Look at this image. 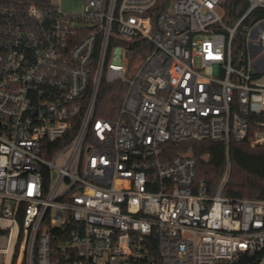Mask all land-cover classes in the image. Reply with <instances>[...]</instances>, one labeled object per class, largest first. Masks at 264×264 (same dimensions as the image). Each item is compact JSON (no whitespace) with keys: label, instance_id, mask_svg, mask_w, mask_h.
I'll list each match as a JSON object with an SVG mask.
<instances>
[{"label":"built area","instance_id":"2783aa9c","mask_svg":"<svg viewBox=\"0 0 264 264\" xmlns=\"http://www.w3.org/2000/svg\"><path fill=\"white\" fill-rule=\"evenodd\" d=\"M157 1L0 8L10 264H264V200L221 194L231 143L264 147V0H244L232 25L224 0H170L160 13ZM115 83L104 113L101 90ZM185 141L224 145L213 196L192 157L162 155Z\"/></svg>","mask_w":264,"mask_h":264},{"label":"trees","instance_id":"16d2710c","mask_svg":"<svg viewBox=\"0 0 264 264\" xmlns=\"http://www.w3.org/2000/svg\"><path fill=\"white\" fill-rule=\"evenodd\" d=\"M170 0H158L154 11H164ZM30 5L50 8V0H0V8L14 7L26 10ZM247 8L244 0H224L221 5L223 21L232 25ZM241 36L238 32L233 39L232 50L240 49ZM140 40L134 41V49ZM122 88L118 84L103 86L101 90L100 108L106 113L110 103L119 100ZM111 109V107H110ZM162 155L169 160L182 155H188L195 160L196 182L202 181L207 196H213L221 181L224 167V145L211 141H185L180 143H164L161 146ZM230 171L221 194L230 199L264 200V147L252 146L249 139L231 143L229 152ZM11 264H15L12 260Z\"/></svg>","mask_w":264,"mask_h":264},{"label":"rangeland","instance_id":"374dc122","mask_svg":"<svg viewBox=\"0 0 264 264\" xmlns=\"http://www.w3.org/2000/svg\"><path fill=\"white\" fill-rule=\"evenodd\" d=\"M54 5H58L60 10L66 14H80L82 12V1L83 0H51ZM15 233L10 239V244L7 245V237L6 235L0 236V250L8 247L7 254L0 253V264H10L13 254V244L15 240Z\"/></svg>","mask_w":264,"mask_h":264}]
</instances>
